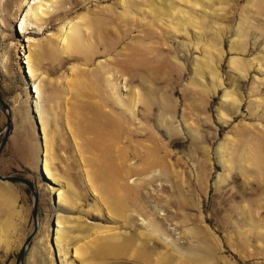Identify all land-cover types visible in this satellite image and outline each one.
Masks as SVG:
<instances>
[{
    "label": "rangeland",
    "instance_id": "rangeland-1",
    "mask_svg": "<svg viewBox=\"0 0 264 264\" xmlns=\"http://www.w3.org/2000/svg\"><path fill=\"white\" fill-rule=\"evenodd\" d=\"M0 100V264H264V0H0Z\"/></svg>",
    "mask_w": 264,
    "mask_h": 264
},
{
    "label": "bare ground",
    "instance_id": "bare-ground-1",
    "mask_svg": "<svg viewBox=\"0 0 264 264\" xmlns=\"http://www.w3.org/2000/svg\"><path fill=\"white\" fill-rule=\"evenodd\" d=\"M40 11H41V8H40V6H38V7L34 8L33 10H31V12L29 10L26 13V15L23 17V19L21 21V24H20V30H21L22 33L23 32H26V24H27L26 22H27L28 16L31 15V14H33L37 18V15L38 16L40 15ZM67 27H68V24H67ZM68 35L70 36L69 33H62V37H63L62 40H63L64 46L66 45V49L69 48ZM74 38H76V37H74ZM74 43H73V45H74ZM27 58H28V62H27V64H28V71H29L30 75H32L33 72H34L33 66L31 64V62L33 61V57H32V55L29 54ZM204 71H205V68L203 66H201V67L198 68V70H197L196 73H200L198 75L200 77L201 75L204 74ZM214 78L217 79L218 78V75H215ZM41 84H42L41 82H34V93L37 94V97L38 98H40L42 96ZM137 95H139V93ZM229 96H231V95H229ZM35 104H36V109H37L36 112H37L38 109H39V106H38V103H35ZM38 112L40 113V110ZM92 113L94 115V120H93L94 123H93V125L90 128L94 129L97 133H99V131H100L99 135H101V136L102 135H105V133H107V134L110 133L115 138H117L118 136H120L121 128H120V125H119L120 124V121L118 119H113V120H108L107 119V121L105 120V123L103 124V122L101 121V119H103L104 113L101 110L97 109V108L92 109ZM43 131H44V135H45V128H44V126H43ZM45 143H46V148H47V143H49V140L46 137V135H45ZM48 152H49V150H46V154L47 155H48ZM104 166H105L106 169L104 168L105 169V173H104L103 176L106 177V180L107 179L109 181L111 180V182L114 184V186H112L113 187L112 188V191L113 192L114 191L118 192V191H121L122 189H123L124 192H126V190H131V188H129V187H125V188L123 187L122 188V186L117 182V180H115V179L118 178V172L116 170V163L114 162V160H111V159L106 160V163L104 164ZM44 169H45V172L47 174H50L51 167H50V165H48V162H46V160H45V164H44ZM155 176H157V175H155ZM155 176H153V177H155ZM144 181L145 180H143V182ZM152 181L153 180H150V182H152ZM137 182H140V181H138L136 179L134 181V183H137ZM141 185H142V183H141ZM171 198L173 199V196ZM149 226H151V225H149ZM155 232L156 231L153 229L151 233L154 234ZM74 251H75L74 253H76L75 255L79 257L80 256L79 250L78 249H75Z\"/></svg>",
    "mask_w": 264,
    "mask_h": 264
},
{
    "label": "water",
    "instance_id": "water-1",
    "mask_svg": "<svg viewBox=\"0 0 264 264\" xmlns=\"http://www.w3.org/2000/svg\"><path fill=\"white\" fill-rule=\"evenodd\" d=\"M0 103L2 105V108H3L4 112L6 113V117H7V128H8L7 129V135L4 138V140L2 142V145L0 147V152H1L2 148L6 144V140H7V137H8V133H9V130L11 129V126H12V116H11L10 108L8 107V105H6L1 100H0ZM0 180L7 181V182H13V183H23V184H25L26 186H28L32 190V192L34 194V199H35V201H34V213L33 214H34L35 223L37 224V221H38L37 220V214H38V207H39V196H38L36 187H34V185L30 181H27V180L22 179V178H16V177H10V176H2L0 174ZM32 238H33V235H31L27 239V241L25 242V244L21 248V251H20V254H19V257H18L17 264H24V256H25V253H26V248L30 244Z\"/></svg>",
    "mask_w": 264,
    "mask_h": 264
}]
</instances>
